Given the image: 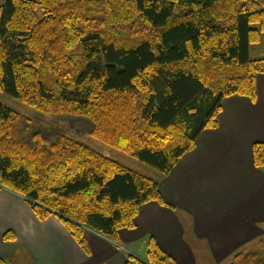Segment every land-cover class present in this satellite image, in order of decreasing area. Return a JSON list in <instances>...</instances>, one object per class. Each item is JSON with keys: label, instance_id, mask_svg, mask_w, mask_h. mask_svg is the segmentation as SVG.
I'll return each mask as SVG.
<instances>
[{"label": "trees", "instance_id": "16d2710c", "mask_svg": "<svg viewBox=\"0 0 264 264\" xmlns=\"http://www.w3.org/2000/svg\"><path fill=\"white\" fill-rule=\"evenodd\" d=\"M263 37L264 0H4L0 90L45 114L88 119L98 141L168 175L219 126L226 98L257 101ZM22 118L0 102V189L40 220L57 215L85 251L86 227L118 242L145 204L176 211L157 179L68 135L26 138ZM253 157L264 171V142ZM144 249L126 264H177L154 237ZM229 264H264V237Z\"/></svg>", "mask_w": 264, "mask_h": 264}, {"label": "crops", "instance_id": "0c3cea01", "mask_svg": "<svg viewBox=\"0 0 264 264\" xmlns=\"http://www.w3.org/2000/svg\"><path fill=\"white\" fill-rule=\"evenodd\" d=\"M257 92L256 102L226 98L219 126L204 130L196 148L157 178L176 211L145 204L135 228L121 229L118 242L86 227L87 252L57 215L40 220L24 197L0 189V257L10 264H126L127 253L144 260V244L154 237L177 264H198L200 242L212 264L231 261L264 237V171L253 157V145L264 142V74L257 76ZM8 231L15 240H5Z\"/></svg>", "mask_w": 264, "mask_h": 264}, {"label": "rangeland", "instance_id": "374dc122", "mask_svg": "<svg viewBox=\"0 0 264 264\" xmlns=\"http://www.w3.org/2000/svg\"><path fill=\"white\" fill-rule=\"evenodd\" d=\"M3 1L4 0H0V6L3 4ZM39 14L42 15L41 10H39ZM0 102L22 114L23 118L20 123V126L22 127L20 129L21 134L26 138H29L32 134L37 132L52 141L58 139L61 136L68 135L82 142L86 146H89L90 148L143 174L151 176L155 179L162 175L159 170L140 161L138 158L132 157L123 151L100 142L94 138L91 133L92 123L88 119L68 115H50L39 112L2 90H0ZM256 245L257 244L255 241L249 244L247 249L249 251H253L256 249ZM205 249V242H200L197 246H195L198 264H212L211 257ZM229 262L230 259L222 264H229Z\"/></svg>", "mask_w": 264, "mask_h": 264}]
</instances>
